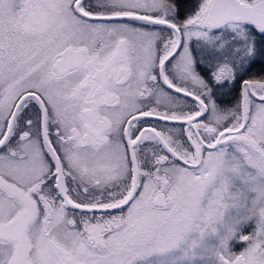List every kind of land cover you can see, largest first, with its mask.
Wrapping results in <instances>:
<instances>
[{"label":"snow or ice","instance_id":"obj_1","mask_svg":"<svg viewBox=\"0 0 264 264\" xmlns=\"http://www.w3.org/2000/svg\"><path fill=\"white\" fill-rule=\"evenodd\" d=\"M0 264H264V0H0Z\"/></svg>","mask_w":264,"mask_h":264},{"label":"rangeland","instance_id":"obj_2","mask_svg":"<svg viewBox=\"0 0 264 264\" xmlns=\"http://www.w3.org/2000/svg\"><path fill=\"white\" fill-rule=\"evenodd\" d=\"M224 91H227V90H224ZM231 97H232V93L230 96L229 95H221L218 98V103H221L222 107H231L236 103L237 99L239 98V95L235 100L231 99ZM228 101H230V102L227 103Z\"/></svg>","mask_w":264,"mask_h":264},{"label":"trees","instance_id":"obj_3","mask_svg":"<svg viewBox=\"0 0 264 264\" xmlns=\"http://www.w3.org/2000/svg\"><path fill=\"white\" fill-rule=\"evenodd\" d=\"M259 71V68H257V69H255L254 71H253V73H251L250 75H255L257 72ZM238 91H233L232 92V97H231V99H233V100H235L237 97H238ZM232 101V100H231ZM230 101H228L227 103H229Z\"/></svg>","mask_w":264,"mask_h":264}]
</instances>
